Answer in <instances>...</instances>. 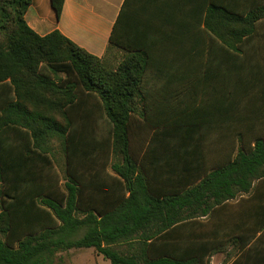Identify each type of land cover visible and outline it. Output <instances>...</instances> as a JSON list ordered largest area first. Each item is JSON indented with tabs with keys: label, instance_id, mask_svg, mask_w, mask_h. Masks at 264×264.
Listing matches in <instances>:
<instances>
[{
	"label": "trees",
	"instance_id": "1",
	"mask_svg": "<svg viewBox=\"0 0 264 264\" xmlns=\"http://www.w3.org/2000/svg\"><path fill=\"white\" fill-rule=\"evenodd\" d=\"M33 2L0 0V264H55L72 249H93L111 264H211L236 243L235 200H259L260 232L264 142L209 166L185 108L146 126L144 75L158 66L151 49L117 38L121 16L98 58L58 30L33 31L26 21ZM64 2L51 0L57 19ZM197 25L198 37L238 52L263 49L264 0H212ZM113 51L124 53L116 64L107 58ZM185 66L173 64L174 75H185ZM238 240L244 250L251 239Z\"/></svg>",
	"mask_w": 264,
	"mask_h": 264
},
{
	"label": "crops",
	"instance_id": "2",
	"mask_svg": "<svg viewBox=\"0 0 264 264\" xmlns=\"http://www.w3.org/2000/svg\"><path fill=\"white\" fill-rule=\"evenodd\" d=\"M211 1L65 0L57 19L51 0H34L26 21L39 36L58 30L91 55L103 58L121 16L117 38L133 49H151V63L162 69L155 66L144 75L143 89L148 100L139 109L149 111L146 126H161L162 111L185 108L188 132L194 142L207 145V162L215 166L219 160L233 159L239 152L264 142V48L250 46L242 53L208 35L198 37V20L207 15ZM180 31L186 33L185 39L177 35ZM177 63H185V75H174L171 67ZM150 134L149 157L154 162L160 151L154 143L156 130ZM233 204L235 228L240 229L234 236L236 243L214 254L212 259L218 255L219 264H225L227 255L233 253L228 264L238 259L241 262L237 264H264V227L254 232L259 223V200H235ZM227 211L231 213L232 207L219 208V219L227 218ZM243 235L251 240L240 250L238 238ZM84 254L87 259L83 261L80 256ZM212 259L211 264H215ZM57 262L111 264L93 249L61 252Z\"/></svg>",
	"mask_w": 264,
	"mask_h": 264
},
{
	"label": "rangeland",
	"instance_id": "3",
	"mask_svg": "<svg viewBox=\"0 0 264 264\" xmlns=\"http://www.w3.org/2000/svg\"><path fill=\"white\" fill-rule=\"evenodd\" d=\"M122 56H123V55H122L121 52H119V51H113L111 54H109V55L107 56V58H108V61H109V62H111L112 64H116L117 61L120 60ZM55 145H56V143H55ZM59 172H60L61 176L64 175V163H63V161H61L60 164H59ZM80 258H82L83 261H84L85 259H87V256L84 254L82 257L80 256ZM212 261H213L215 264H219L220 261H221V257H219V256L217 255V256H215V257L212 259ZM57 264H58V262H57ZM84 264H86V263H84Z\"/></svg>",
	"mask_w": 264,
	"mask_h": 264
}]
</instances>
